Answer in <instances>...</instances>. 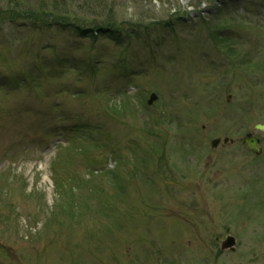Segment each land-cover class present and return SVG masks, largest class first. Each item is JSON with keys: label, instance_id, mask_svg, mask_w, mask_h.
Wrapping results in <instances>:
<instances>
[{"label": "rangeland", "instance_id": "1", "mask_svg": "<svg viewBox=\"0 0 264 264\" xmlns=\"http://www.w3.org/2000/svg\"><path fill=\"white\" fill-rule=\"evenodd\" d=\"M192 2L119 44L0 17V264H264V0Z\"/></svg>", "mask_w": 264, "mask_h": 264}, {"label": "trees", "instance_id": "2", "mask_svg": "<svg viewBox=\"0 0 264 264\" xmlns=\"http://www.w3.org/2000/svg\"><path fill=\"white\" fill-rule=\"evenodd\" d=\"M201 1L212 10L217 2L223 0ZM201 3L192 2V5L199 8ZM143 5V0L140 2L136 0L124 2L117 0H0V17L8 20L9 18L32 20L33 25L44 24L50 28L73 30L81 38L92 36V43L97 37L94 32L103 36L111 35L118 42L122 40L123 35L137 37L138 28L146 29L143 25L150 24V21H157V26L174 30L179 20L184 19L178 14L169 16L168 20H153L156 19L154 12L144 10ZM211 10L209 11L212 13ZM74 53L65 59H60L59 63L62 64L60 65L62 67L66 64L83 66V62L75 59ZM86 66L92 68L90 62L86 63L85 69ZM66 68L67 66L64 67ZM93 70L96 68L94 67Z\"/></svg>", "mask_w": 264, "mask_h": 264}, {"label": "water", "instance_id": "3", "mask_svg": "<svg viewBox=\"0 0 264 264\" xmlns=\"http://www.w3.org/2000/svg\"><path fill=\"white\" fill-rule=\"evenodd\" d=\"M156 95H152L149 103H153L154 100H156ZM255 129L264 131V125L262 124H256ZM226 142L228 139L225 140ZM220 142L219 139L213 141L212 146L216 147L218 143ZM245 144L248 145V147L255 153V154H260L261 153V147L259 146V139L253 136V134L249 133L246 138H245ZM235 244V239L233 237H229L223 244V248H228L231 247L233 248Z\"/></svg>", "mask_w": 264, "mask_h": 264}]
</instances>
